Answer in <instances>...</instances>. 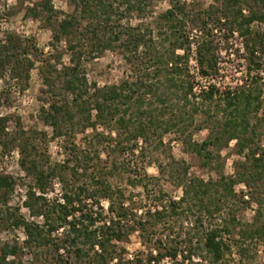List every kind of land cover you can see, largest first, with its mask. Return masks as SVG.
I'll list each match as a JSON object with an SVG mask.
<instances>
[{"label": "trees", "instance_id": "trees-1", "mask_svg": "<svg viewBox=\"0 0 264 264\" xmlns=\"http://www.w3.org/2000/svg\"><path fill=\"white\" fill-rule=\"evenodd\" d=\"M209 1L201 8L197 0H170L154 15L155 0H66L71 14L43 0L28 14L48 25L50 52L43 54L31 39L1 35L0 79L25 85L36 70L38 119L60 143L63 159L51 162L38 132L18 122L9 128L0 116V152L17 154L27 180L20 206L28 217L11 204L19 178L0 174V232L23 234L0 244V264H45L41 259L48 256L58 264H185L195 258L221 264L230 255L223 236H237L231 245L238 255L245 241L264 243V0ZM218 35L224 44L233 36L240 40L244 75L234 86L216 82ZM104 53L117 55L128 75L99 87L88 82L84 68ZM201 131L205 137L194 141ZM170 133L216 178L189 176L186 164L170 158L159 171L180 190L176 200L154 190L157 178L145 174L128 182L141 189L143 200L127 199L108 183L123 156L158 149ZM77 136L83 144L75 143ZM230 143L237 159L224 176L220 151ZM99 149L112 156L108 168ZM54 185L58 199L48 198ZM237 186L244 195L238 197ZM243 196L255 205L249 222L236 216ZM183 222L178 241L157 233ZM132 234L145 256L127 261L116 245Z\"/></svg>", "mask_w": 264, "mask_h": 264}, {"label": "rangeland", "instance_id": "rangeland-1", "mask_svg": "<svg viewBox=\"0 0 264 264\" xmlns=\"http://www.w3.org/2000/svg\"><path fill=\"white\" fill-rule=\"evenodd\" d=\"M43 0H0V38L3 33H11L25 40H33L35 47L43 54L50 52V32L48 25L39 18L32 19L28 14V10ZM50 3L53 10L62 14H71L72 8L67 4L66 0H46ZM201 8H206L210 3L209 0H197ZM170 0H155L153 9L154 15H157L169 8ZM38 8L36 9V11ZM218 40V78L219 87L234 86L243 77V63L240 58V40L233 36L228 40L227 44L222 43L220 35L215 36ZM62 45L57 46L60 50ZM62 63H66V56L62 57ZM85 76L90 83H95L101 87L104 85L117 84L125 75H128L127 69L117 55L104 53L100 57L86 63ZM262 77L264 78V66L262 69ZM202 83V82H201ZM200 84V83H199ZM202 85V84H200ZM41 84L37 77L35 69L29 72L26 84L15 83L8 78L0 79V116H6L9 120L8 126L11 128L14 123L18 124L26 131L38 132L41 138H44L46 144L44 151L51 162H60L63 159L60 143L57 140L50 138V129L44 126L38 119L39 98ZM88 131L86 136H90ZM206 135L205 131H201L193 135L194 141L203 139ZM83 136H77L76 144H83ZM261 144L264 145V137ZM105 146V145H104ZM137 147H142L139 143ZM104 148V147H101ZM43 150V149H42ZM100 158L103 161V167L108 168L112 156H105L103 149H99ZM223 166L221 173L224 176H229L232 173V166L237 157L232 152V143L227 148L220 151ZM17 154L15 152L2 154L0 152V174L10 175L16 178L18 188L16 189L11 199V204L19 207L20 214L28 219L26 211L20 206L23 200L24 184L27 182L22 179L23 173L17 166ZM174 160L179 164H186L188 167V175L202 180L208 178H216V174L207 172L201 169L197 160L186 153L179 143V139L175 134H166L162 137V146L158 149H152L151 146L145 147L143 151L134 149L132 155L122 157V165L117 168V171L112 172L108 183L122 190L125 198L130 197L133 200H143V194L139 187L128 185L129 180L133 176L145 174L147 177L157 178L154 190L160 189L166 196V199L176 200L180 196V190L176 188L168 178L166 173L160 174V167L164 168L169 162V159ZM238 197L245 194V189L241 186L235 188ZM60 192L57 185H54L53 192L48 196L50 199H58ZM242 202L237 204L236 216L240 222H249L255 205L249 202L248 198L242 197ZM147 204H150L147 201ZM104 205V203H102ZM151 206V205H148ZM186 223H173V227L169 231L162 232L158 229V234H169V240L178 241L182 237ZM168 232V233H167ZM180 236V237H179ZM224 240L230 245V255L224 258L221 264H264V243L249 242L243 243L242 249L245 250L242 255L236 253L232 242L238 241L237 236L231 234V238L223 236ZM22 240L23 234L21 230H9L0 232V244L10 240ZM231 240V241H230ZM234 244V243H233ZM117 255L127 261H132L135 258L143 259L145 256L144 248L140 245L137 235H130L124 242L116 245ZM26 259H29L25 251ZM41 262L48 264H58L50 261L49 256L41 259ZM185 264H208L200 259H192L190 263Z\"/></svg>", "mask_w": 264, "mask_h": 264}, {"label": "built area", "instance_id": "built-area-1", "mask_svg": "<svg viewBox=\"0 0 264 264\" xmlns=\"http://www.w3.org/2000/svg\"><path fill=\"white\" fill-rule=\"evenodd\" d=\"M189 67L191 71H195V62L193 60V55L191 56V58L189 59Z\"/></svg>", "mask_w": 264, "mask_h": 264}]
</instances>
